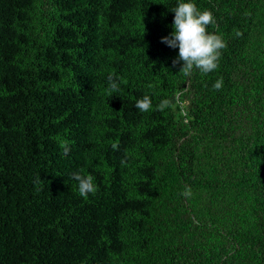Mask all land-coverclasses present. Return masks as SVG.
<instances>
[{"label": "trees", "instance_id": "16d2710c", "mask_svg": "<svg viewBox=\"0 0 264 264\" xmlns=\"http://www.w3.org/2000/svg\"><path fill=\"white\" fill-rule=\"evenodd\" d=\"M0 264H264V0H0Z\"/></svg>", "mask_w": 264, "mask_h": 264}]
</instances>
